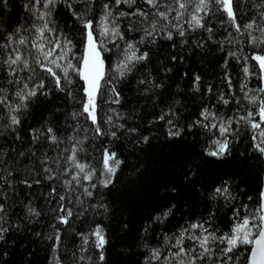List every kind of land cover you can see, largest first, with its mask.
Wrapping results in <instances>:
<instances>
[{
	"label": "snow or ice",
	"instance_id": "6c2138e0",
	"mask_svg": "<svg viewBox=\"0 0 264 264\" xmlns=\"http://www.w3.org/2000/svg\"><path fill=\"white\" fill-rule=\"evenodd\" d=\"M40 251L264 264V0H0V264Z\"/></svg>",
	"mask_w": 264,
	"mask_h": 264
},
{
	"label": "trees",
	"instance_id": "16d2710c",
	"mask_svg": "<svg viewBox=\"0 0 264 264\" xmlns=\"http://www.w3.org/2000/svg\"><path fill=\"white\" fill-rule=\"evenodd\" d=\"M197 67H200L199 63L197 64ZM204 71H211V69L204 68ZM31 247H35V245H32ZM17 264H19V261H17ZM35 264H46L45 253L43 251L39 252L38 258L35 260Z\"/></svg>",
	"mask_w": 264,
	"mask_h": 264
}]
</instances>
